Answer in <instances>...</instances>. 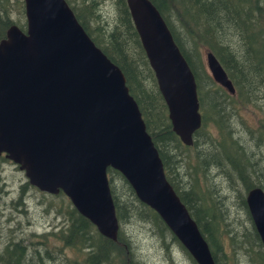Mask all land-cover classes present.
Segmentation results:
<instances>
[{"label":"water","instance_id":"obj_1","mask_svg":"<svg viewBox=\"0 0 264 264\" xmlns=\"http://www.w3.org/2000/svg\"><path fill=\"white\" fill-rule=\"evenodd\" d=\"M171 130L183 145L201 125L194 75L150 0H125ZM25 28L0 39V154L30 185L63 193L105 238L118 222L106 169L118 171L196 264H215L207 242L167 181L161 159L117 65L93 43L65 0H23ZM212 80L234 87L215 56ZM245 203L264 249V191Z\"/></svg>","mask_w":264,"mask_h":264},{"label":"trees","instance_id":"obj_2","mask_svg":"<svg viewBox=\"0 0 264 264\" xmlns=\"http://www.w3.org/2000/svg\"><path fill=\"white\" fill-rule=\"evenodd\" d=\"M65 1L93 43L123 73L129 94L138 106L145 129L161 159L165 177L195 221L215 264H236L234 255L240 251L247 255L251 264H264V249L245 203L249 189L260 187L264 191V170L263 167L255 169V161L249 158L245 146L237 139L241 132L236 121L239 108L256 110V126L240 130L256 147L264 148V0H150L194 75L201 125L193 133L190 146L183 145L171 130L166 106L125 0ZM7 5V0H0V9L5 12L4 17H0V27L3 29L14 23L23 29L24 23L8 19ZM13 5L18 13L23 10L22 0H14ZM206 51H210L223 67L234 87L232 95L208 74L203 62ZM224 102L231 109V121L224 117ZM209 123L213 130L208 129ZM205 165L225 166L230 182L227 195L220 196L217 186L209 184L203 170ZM232 172H236L235 175L232 176ZM106 173L118 222L114 241L100 235L69 200L63 205L61 199H53L48 201L47 207L62 213L65 223L56 230L30 233L26 239L5 242L0 247V264H54L65 249L79 256L65 258V263L61 264H145L136 251L135 256L140 260L133 259V240L123 229V225L135 222L146 224L162 248L175 246L196 264L158 215L138 201L122 175L111 168H107ZM25 186L28 187L27 181L18 186L15 195L22 208ZM32 189L45 197L62 194ZM229 201L237 203L238 211L244 216V222H237L234 226L237 230L233 231L223 219ZM9 203L16 208L15 203ZM19 211L22 213L25 209ZM4 221L8 226L12 220L5 218ZM31 237L37 239L31 240ZM47 238L54 239L60 251L47 250Z\"/></svg>","mask_w":264,"mask_h":264},{"label":"rangeland","instance_id":"obj_3","mask_svg":"<svg viewBox=\"0 0 264 264\" xmlns=\"http://www.w3.org/2000/svg\"><path fill=\"white\" fill-rule=\"evenodd\" d=\"M7 1L8 5L6 7V15L8 16V19L24 23V16L22 14L23 10L21 9V13H18V10L13 5L14 0ZM204 89H207L205 85ZM223 107V112L225 114L224 117H227L229 121L233 120L231 116V109L228 108V103L224 102ZM205 113H207V107H205ZM257 115L258 113L253 108H239L236 118L239 131L242 133L240 130L242 128L255 127ZM208 129H214L211 123L208 124ZM241 133L238 135L237 139L241 145L245 146L249 158L252 159L253 162L255 161V169L263 167L262 170H264V148L262 146H260V148L259 146L256 147L252 140H247V135L244 133L241 135ZM203 148H206V145H204ZM4 163L5 164L0 167V211L4 216H1L0 218V247H2L5 242L15 240V238L26 239L29 237L30 233L36 235V233L39 234L42 232H48L61 227L65 223V216L62 213L54 212V208H48L47 203L53 199H55V201H59L61 199L63 205H65L68 199L63 194H59L57 197L52 196L53 198L45 197L40 193H36L28 184L29 188L25 186V190L22 195L25 200L22 208V206H20L19 199L15 195L18 186L20 184H24L26 178L23 172L19 170L16 165L7 160ZM224 168L225 166L215 167L205 165V167H203L204 173L207 176L206 178L209 180V184L211 186H217L220 196L228 194L227 184H230L228 175H226ZM235 173L236 172H232V176L235 175ZM9 202H13V204L15 203L16 208H14ZM57 205L58 204H54V206ZM19 209H25V211L21 213ZM224 213H226L225 217H227V219L225 217L223 219L226 223L228 221L230 225L228 223L227 224L232 231L235 229L237 230V228L234 227L237 222H244V216L241 211H238V205L234 201L226 202V212L224 210ZM5 218H10V221L12 220L10 225H4ZM17 224L18 227H16ZM10 227H13V229ZM10 229H12L11 232L8 231ZM123 229L126 232V236H130V238L132 237L134 244V248L132 249L133 259L140 257L145 264H192L190 259L177 247L168 245L167 249L162 248L159 243V239L148 230L146 224L135 222V224H127L126 226L123 225ZM36 239L37 238L35 237H31V240ZM45 243L49 248L47 250L53 249L55 252L60 251L58 250L59 244L54 239L50 240L47 238ZM135 251L138 257L135 256ZM58 255L60 258L53 261L54 264H61V262L65 263V258L71 259L79 256L77 252L72 253L69 249H65V251L61 250ZM234 257L236 258V264H251V262H248L247 255L241 251L236 253Z\"/></svg>","mask_w":264,"mask_h":264},{"label":"flooded vegetation","instance_id":"obj_4","mask_svg":"<svg viewBox=\"0 0 264 264\" xmlns=\"http://www.w3.org/2000/svg\"><path fill=\"white\" fill-rule=\"evenodd\" d=\"M22 12H23V11H22ZM19 13H20V12H19ZM4 15H5L4 10L0 9V17H4ZM23 16H24V14H23ZM2 20H3V19H2ZM10 24H12V23H10ZM10 24H9V25H10ZM0 25H1V24H0ZM9 25H8V26H9ZM8 26L3 27V29L0 27V39L4 37L5 31H6V29H7ZM24 27H25V17H24ZM2 158L5 159V157L3 156V154H0V167H1L2 165H4V164H5L4 162L7 160V159H5V161H4V160H2ZM7 161H8V160H7Z\"/></svg>","mask_w":264,"mask_h":264},{"label":"bare ground","instance_id":"obj_5","mask_svg":"<svg viewBox=\"0 0 264 264\" xmlns=\"http://www.w3.org/2000/svg\"><path fill=\"white\" fill-rule=\"evenodd\" d=\"M215 263V262H214Z\"/></svg>","mask_w":264,"mask_h":264}]
</instances>
